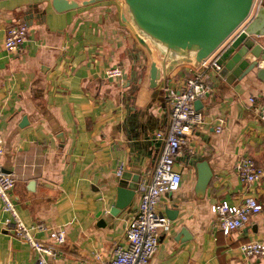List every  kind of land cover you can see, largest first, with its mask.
<instances>
[{
    "label": "crops",
    "instance_id": "0c3cea01",
    "mask_svg": "<svg viewBox=\"0 0 264 264\" xmlns=\"http://www.w3.org/2000/svg\"><path fill=\"white\" fill-rule=\"evenodd\" d=\"M75 1L76 7L57 11L51 0H0V160L17 177L12 198L25 223L66 228L49 264L103 261L126 244L141 195L137 190L118 216L105 215L116 197L117 168L123 163L140 180L151 177L163 146L156 133L169 122L167 91L178 90L197 63L147 36L124 0ZM16 20L28 25V38L9 50L6 31ZM152 60L162 68L159 87L150 86ZM111 67L122 69V79L107 77ZM208 75L212 90L195 106L203 122L175 158L181 185L164 193L158 207L172 228L161 233L148 264H264L238 247L264 241V175L249 183L236 171L242 156L264 169V82L253 71L242 78L222 69ZM137 124L152 127L149 138L135 137ZM197 159L207 160L213 172L204 194L196 191ZM250 194L261 211L224 233L211 205L240 203ZM7 216L0 199V264H37L31 246L3 226ZM36 236L46 239L43 231Z\"/></svg>",
    "mask_w": 264,
    "mask_h": 264
},
{
    "label": "built area",
    "instance_id": "2783aa9c",
    "mask_svg": "<svg viewBox=\"0 0 264 264\" xmlns=\"http://www.w3.org/2000/svg\"><path fill=\"white\" fill-rule=\"evenodd\" d=\"M264 5V0H252V5L244 23H248ZM29 27L22 20H16L7 27L5 47L9 50L22 48L28 38ZM221 46L209 56L196 63L191 74L186 77L178 90L167 91V105L169 106V122L165 129L157 131V137L163 140V146L152 175L148 179L138 182L137 190L140 200L137 210L130 217L126 227V244L116 245L109 259L89 262L87 264H148L156 253L160 235L172 228V220L158 209L164 193L179 189L182 173L174 166L175 158L183 150L193 127L203 122L202 114L195 107V100L212 90L209 83V70L220 71L218 63ZM260 65L264 66V54L260 58ZM107 77L122 79L123 71L119 67L106 69ZM264 119V115H262ZM224 120L221 119L216 130L221 131ZM3 152V138L0 135V158ZM124 171V164L120 163L117 175ZM236 171L240 178L252 183L260 181L264 175L263 167L259 166L253 157L242 156L237 160ZM16 175L7 172L0 160V199L2 208L8 212L4 227L12 228L15 234L27 242L37 253V264H49L47 256L55 257L59 254L58 246L66 240L65 226L48 227L42 222L31 225L19 215L12 198ZM262 209V204L253 194L247 195L242 202L230 203L221 200L211 205V210L217 215L219 227L224 233L239 229L247 224L251 216ZM43 231L46 239L36 236ZM239 250L246 257L264 258V241L251 239L240 243ZM96 258L99 255L96 254Z\"/></svg>",
    "mask_w": 264,
    "mask_h": 264
},
{
    "label": "water",
    "instance_id": "95a60500",
    "mask_svg": "<svg viewBox=\"0 0 264 264\" xmlns=\"http://www.w3.org/2000/svg\"><path fill=\"white\" fill-rule=\"evenodd\" d=\"M124 1L139 29L172 54L182 52L186 60L199 62L221 46L218 63L222 70L230 71L237 78L253 71L264 82V66L260 65V58L264 54V5L245 24L252 0ZM51 4L57 11L78 5L75 0H51ZM248 53H252L253 57H247ZM187 54L191 57H187ZM177 62L174 59L173 63ZM161 78L162 68L152 60L150 86L159 87ZM162 85L165 86V81ZM199 102L200 99L195 100L196 107ZM26 122L27 117H23L21 124ZM151 131L150 125L137 124L134 135L145 139L150 137L148 132ZM192 164L197 170L196 191L204 194L213 175L212 169L204 159L193 160ZM140 178L139 173L128 170L118 177L115 200L105 215L116 217L132 204ZM167 214L170 212L167 211ZM175 214L174 210L169 216L174 219ZM104 217L100 218V222H105Z\"/></svg>",
    "mask_w": 264,
    "mask_h": 264
}]
</instances>
